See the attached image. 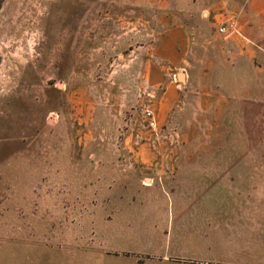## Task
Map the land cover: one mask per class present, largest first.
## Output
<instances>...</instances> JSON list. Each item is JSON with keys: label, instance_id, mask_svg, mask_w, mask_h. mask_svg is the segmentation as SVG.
<instances>
[{"label": "rangeland", "instance_id": "1", "mask_svg": "<svg viewBox=\"0 0 264 264\" xmlns=\"http://www.w3.org/2000/svg\"><path fill=\"white\" fill-rule=\"evenodd\" d=\"M175 1L1 0L0 264H264V52L231 62L187 9L182 59ZM142 163L258 167L263 195L238 201L226 262L142 249Z\"/></svg>", "mask_w": 264, "mask_h": 264}, {"label": "crops", "instance_id": "2", "mask_svg": "<svg viewBox=\"0 0 264 264\" xmlns=\"http://www.w3.org/2000/svg\"><path fill=\"white\" fill-rule=\"evenodd\" d=\"M166 7L164 3V8ZM187 9L199 11V27L207 24L210 16L209 25L214 30L210 35L221 45L217 46V51L220 52L222 48L225 51L226 44L234 47L229 53L221 51L223 56L231 54V62L248 57L254 64L255 58L258 59L264 52V47L261 46L264 45V0H176L170 11L174 13V33L176 38L180 36V40H176L172 48L176 54L182 53V59L185 58L188 39L185 37L187 27L181 21L180 14ZM167 12L165 11V15ZM220 13L235 17L238 30L236 35L223 37L216 33L211 18ZM167 36V30L163 31L160 36L162 44H168ZM190 37L197 43L208 40L200 32H195ZM179 50L181 51L178 52ZM224 60L228 64V59ZM229 65L235 66L231 63ZM225 67L228 66H222ZM256 68L259 69L260 64ZM210 72L211 70H207L203 75L209 76ZM218 83L208 81L204 91L223 92L224 88ZM137 167L149 172L144 178L146 185H143V189L149 192V196L144 197L148 201L141 211L144 215L142 224L144 228H149L150 233L143 234L145 247L142 249L153 253L159 251V258L165 261L178 259L226 262V249L222 245L226 242L223 237L230 233L231 226L237 225L236 221L232 225L231 217H238L237 212L240 211H234L238 210V201L263 195L262 180H257L256 176L250 174L258 171L255 169L258 167L196 163H142ZM136 220V223L140 221L139 218ZM156 241L160 244L157 248ZM217 249L223 252L222 259L205 260L200 257L202 252L209 253Z\"/></svg>", "mask_w": 264, "mask_h": 264}, {"label": "built area", "instance_id": "3", "mask_svg": "<svg viewBox=\"0 0 264 264\" xmlns=\"http://www.w3.org/2000/svg\"><path fill=\"white\" fill-rule=\"evenodd\" d=\"M218 18V17H217ZM213 19L215 22V29L218 35L223 36V37H232L237 34V24H236V19L232 15H226L225 17H220L218 19ZM141 117L143 119L149 120V125H153L152 119L150 120L151 117V112L148 110H145L142 114Z\"/></svg>", "mask_w": 264, "mask_h": 264}, {"label": "water", "instance_id": "4", "mask_svg": "<svg viewBox=\"0 0 264 264\" xmlns=\"http://www.w3.org/2000/svg\"><path fill=\"white\" fill-rule=\"evenodd\" d=\"M178 79L182 82L183 81V78H182V74H178Z\"/></svg>", "mask_w": 264, "mask_h": 264}, {"label": "trees", "instance_id": "5", "mask_svg": "<svg viewBox=\"0 0 264 264\" xmlns=\"http://www.w3.org/2000/svg\"><path fill=\"white\" fill-rule=\"evenodd\" d=\"M0 2H1V0H0Z\"/></svg>", "mask_w": 264, "mask_h": 264}]
</instances>
